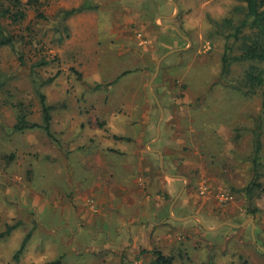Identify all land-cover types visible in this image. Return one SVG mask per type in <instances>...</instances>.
Wrapping results in <instances>:
<instances>
[{
  "label": "rangeland",
  "instance_id": "374dc122",
  "mask_svg": "<svg viewBox=\"0 0 264 264\" xmlns=\"http://www.w3.org/2000/svg\"><path fill=\"white\" fill-rule=\"evenodd\" d=\"M172 1L175 2L174 20H157V23L175 27L179 32V48L186 47V50L179 52L176 68L159 69L157 75L163 76L164 82H159L155 91L164 99L163 108L169 114L168 126L180 132L192 127L199 128L200 134L205 130L210 133L213 144L222 146L211 150L214 154L211 159H216L217 167L221 163L226 169L223 181L217 183L225 187L224 191L230 198L224 202L223 205L227 206L222 209V214L213 211L211 216L221 219V223H243L242 227L207 232L199 225L195 231L185 232L174 227V223L169 224L171 227L158 230L160 239L154 242L157 244L139 249V253L132 258L113 254L106 245L84 244L85 235L78 237L77 232L67 231L68 222L75 226L82 220L67 219V210L74 209L75 197L67 179L60 176L62 166H59V155L54 150H58L59 140L64 135L60 126L79 124L81 116H89V123H92V114L100 105L107 103V98L103 102L101 95V92L109 94L107 86L103 90L88 86L83 81V73L75 79V73L69 68L71 58L72 65L75 64L74 59L79 62L73 70L79 71L83 65L88 67L84 54L71 49L76 44L82 50L87 48L91 42L90 30L95 29L96 19L92 14L74 17L70 22L69 38L68 31L63 29L66 22L61 23L60 11L76 7L78 0H37L35 5H25L27 0H22L25 20L18 25L4 22L8 31L16 36L15 49L5 47L0 50V264H53L56 261L60 264H149L152 255L140 254L141 250H160L171 256L174 264H264V251L259 248L264 250V192L259 199L253 200L251 206V201L240 192L252 180L249 156L255 133L260 134L264 155L261 100L258 93L243 95L226 85L229 81L241 82L248 63H233L229 66L226 80L220 79V60L225 45L221 33L229 30V25H224L223 20L230 18L231 22H239L243 17L244 1ZM118 9L116 19L130 16L129 13L123 14L122 6ZM108 23L109 20L100 25L106 27ZM81 31H84V36L80 35ZM20 53L22 61L19 60ZM233 54H237L236 46ZM139 57L146 58L143 53ZM41 60L48 64L35 68L36 73L33 74L32 64ZM114 63L113 58L111 64ZM57 72L60 73L56 75ZM142 72L141 68H137L133 74L128 73L113 83L110 98H114L113 107L118 108V114L124 112L125 101L120 97L124 92L131 93V96L137 92L136 98H128L126 102L141 104L140 93H147L148 90V85L140 84ZM150 73L152 75L154 70ZM48 79L52 81L46 83ZM42 82L45 85H41ZM37 85H41V92L51 108L55 139L53 150H49L51 147L40 131L15 133L12 128L16 120L13 105L17 108L24 106L31 120H39L41 108ZM205 93L212 98L213 108L219 112L220 123H211V127L207 126V118L194 112L205 109L199 100ZM7 98L12 106L4 103ZM258 123L260 129L257 132ZM46 154L51 160L47 161ZM259 182L264 186V177H260ZM59 213L63 216V223H60ZM251 223L254 225L255 243ZM8 227L13 229L6 234ZM28 234L25 247L15 261L13 257ZM102 243H105L104 239Z\"/></svg>",
  "mask_w": 264,
  "mask_h": 264
},
{
  "label": "crops",
  "instance_id": "0c3cea01",
  "mask_svg": "<svg viewBox=\"0 0 264 264\" xmlns=\"http://www.w3.org/2000/svg\"><path fill=\"white\" fill-rule=\"evenodd\" d=\"M88 1L92 8L67 19H63V13L73 8L60 11L61 23L66 22L63 29L68 31L69 38L70 22L74 17L92 14L96 19L95 33L92 29L89 35L88 31L91 42L87 48L82 50L76 44L71 49L84 54L88 67L83 65L79 71L73 70L79 62L74 59L72 65L71 58L69 68L75 73V79L77 74L83 73V81L88 86H100L99 90L107 86L109 94L101 92L103 102L108 100L92 114V123H89V116H81L79 124L60 126L64 135L59 140L58 152L54 151L59 155V166H62L60 176L67 179L75 197L74 209L67 210V219L82 220L78 226L68 222L67 231L77 232L78 237L85 235L84 244L106 245L113 254L132 258L139 249L157 244L154 242L160 239L158 230L171 227L169 224L174 223V227L185 232L195 231L199 225L207 232L216 229L220 232L225 227L241 228L243 223H221V219L211 216L213 211L223 213L222 209L227 206L223 204L229 197L225 187L217 183L223 181L226 169L221 163L217 167L216 159H211L214 155L211 150L222 146L213 144L210 133L205 130L200 134L199 128L192 127L180 132L168 126L169 114L163 108L164 99L155 91L159 82H164V77L157 75L159 69L176 68L179 52L186 50V47L179 48L178 33L171 25L157 23V20H174L175 2ZM83 2L78 0L76 7ZM121 6L123 14L130 16L116 19L117 9ZM107 20L106 27L100 25ZM82 34L84 36V31L80 32ZM142 53L145 59L139 57ZM127 54L136 56L128 57ZM113 58L115 63L111 64ZM137 68L143 70L139 82L141 86L148 85L147 93L141 91V104L138 105L126 102L128 98H136L137 92L133 96L124 92L120 96L125 101L124 112L118 114V108L113 107L114 98H110L113 83L128 73L133 74ZM150 70H154L152 75ZM194 112L202 114L210 123L205 109ZM28 120L40 124L41 116L37 122L30 116ZM32 130L40 131L51 147L49 150H53L52 119V138L38 128L26 132ZM46 155L47 161L51 160L49 154ZM59 218L63 223L61 214ZM253 226L251 223L252 237ZM92 234L95 236H90Z\"/></svg>",
  "mask_w": 264,
  "mask_h": 264
},
{
  "label": "trees",
  "instance_id": "16d2710c",
  "mask_svg": "<svg viewBox=\"0 0 264 264\" xmlns=\"http://www.w3.org/2000/svg\"><path fill=\"white\" fill-rule=\"evenodd\" d=\"M244 8L242 19L237 22H231L230 18L223 20V24L229 25V30L227 32L221 33L224 36L225 45L223 54L221 56V81L226 80L225 78L228 75L229 66L233 63H248V67L244 72V77L241 82H232L229 81V85L235 92L250 93L256 95L258 93L263 111L260 113V119L264 120V0H243ZM37 0H27L25 5H35ZM22 0H0V50L5 47H10L15 49L16 36L8 31L7 26L4 22L10 21L12 25H18L22 23L26 16L23 9ZM92 8L88 0L76 8L65 11L63 13V19H67L73 15L84 12L87 9ZM42 19H46L44 16H39ZM219 24V22H216ZM236 46L237 54L234 53V47ZM19 60L22 61V53L18 54ZM48 62L41 60L36 64H32L31 70L35 74V68L43 67L47 65ZM59 72L56 73L58 75ZM127 74V72H125ZM123 74V75H125ZM202 73L199 74V76ZM77 77L80 78V74H77ZM52 79L46 81L50 82ZM41 85H45V82H42ZM41 85H37L36 93L39 95V104L41 108V123H31L29 118V113L26 111L27 108L24 106L13 105L15 108L16 120L12 128L15 133H22L26 130L33 128H38L44 132L48 137H53L50 131L51 124V108L46 103V97L41 92ZM226 86V87H227ZM100 86H96L99 88ZM2 87L0 86V89ZM206 90V89H205ZM249 95V94H248ZM8 99H5L4 103L12 106V103L8 102ZM199 100L203 103L204 108L208 115L210 116V123L207 125L211 127V123H220L217 116L219 112L215 111L212 105V98L205 93V95L200 96ZM197 101V97H195ZM255 130V128H253ZM259 123L256 126L255 131H259ZM259 133H255L253 140L252 152L249 156V159L252 164V180L247 183L241 190V194L247 196L249 201H251V206L253 200L259 199L262 191L264 192V186L259 182L260 177H264V155L262 154V145L259 139ZM256 194V197L254 195ZM254 197V198H253ZM248 203V202H247ZM254 205V204H253ZM255 211L258 210L255 208ZM251 213H253L251 211ZM264 215V213H263ZM13 228L8 227L6 234H8ZM29 238V234L25 237L23 242L20 245V248L14 255V260L18 259L19 254L25 247V244ZM151 254L149 264H174L173 258L171 256L163 254L160 250H141L140 254ZM53 264H60V261H56ZM119 264H132V263H119Z\"/></svg>",
  "mask_w": 264,
  "mask_h": 264
},
{
  "label": "water",
  "instance_id": "95a60500",
  "mask_svg": "<svg viewBox=\"0 0 264 264\" xmlns=\"http://www.w3.org/2000/svg\"><path fill=\"white\" fill-rule=\"evenodd\" d=\"M174 6H175V4H173ZM176 10H177V8H176ZM177 33H179L178 32V30L175 28V27H172ZM199 220V222H200V224L202 225V227H203V223H202V221L200 220V219H198ZM232 227H235L236 228V226H233L232 225ZM252 239H253V242H255V240H254V237H252ZM261 249V248H260ZM262 251H264L263 249H261Z\"/></svg>",
  "mask_w": 264,
  "mask_h": 264
}]
</instances>
